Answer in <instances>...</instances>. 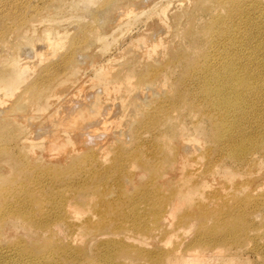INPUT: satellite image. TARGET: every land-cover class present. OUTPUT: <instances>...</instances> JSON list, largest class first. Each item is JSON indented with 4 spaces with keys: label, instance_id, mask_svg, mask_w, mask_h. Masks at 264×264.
I'll return each instance as SVG.
<instances>
[{
    "label": "rangeland",
    "instance_id": "374dc122",
    "mask_svg": "<svg viewBox=\"0 0 264 264\" xmlns=\"http://www.w3.org/2000/svg\"><path fill=\"white\" fill-rule=\"evenodd\" d=\"M226 27L252 60L254 105L228 117L250 165L211 149L224 111L198 92ZM0 217V264H264V0H0Z\"/></svg>",
    "mask_w": 264,
    "mask_h": 264
},
{
    "label": "bare ground",
    "instance_id": "6f19581e",
    "mask_svg": "<svg viewBox=\"0 0 264 264\" xmlns=\"http://www.w3.org/2000/svg\"><path fill=\"white\" fill-rule=\"evenodd\" d=\"M223 32H225L226 35L229 36L227 38L228 45L227 44L224 45V47H223V49L225 48L224 54L220 53V54H222L220 58L217 55L218 56L217 58H219L218 59L219 61H217L214 64L213 63L207 64L204 61V63L198 64V66H197L202 71V76H204L202 79L204 80V83H205V84H203V86H200V88L198 89V92L200 90L202 95L206 96V98H208V100L212 102L211 103L212 106L210 105L211 108H213V106H214V108L218 109V112L220 110L224 111V112H222V114L216 116L217 117L216 119H218L219 122L217 123L218 128L215 131V133L216 132L217 133L213 134L214 137H213V143H212L211 149H214V148L216 149L221 145L219 142L220 141L219 138L221 136L229 137L226 146L224 145L225 147H223V148L221 147V154H224L223 156H226V158H229L230 160H232L236 163H240V164L246 163V165H250V163L253 162L255 159V157H254V154H255L254 153V140L252 139V138H254V136L250 135L249 133L246 134L243 129L240 132H239V130H237L239 132V135L242 138L240 141H235V137H233V136H234L236 130H235V127H234V124L232 123V121L238 116L245 115L246 110L250 109V108L252 109V107L254 105L252 102V96H253V92H254V84H253L252 75H251V71H250V67L252 66V60H251L250 55H246V54L245 55L244 54L236 55L237 53L231 54L230 51H232V50L243 51L242 50L243 48L241 46V42L237 39V37L234 36L235 34L232 35V37H230L231 33H230L229 29H227V27L224 28ZM247 50H248V48H247ZM239 59H241L242 62H240L238 64ZM239 67H242V68L238 69ZM206 82H214L215 84L210 85ZM203 98H205V97H203ZM212 112H213V110H212ZM252 113H254V112H252ZM228 117H231L234 119L230 120ZM248 123H249V121H248ZM214 126H216V125H214ZM219 135H220V137H219ZM185 145H188V144H185ZM185 149H187V148H185ZM187 150H189V149H187ZM218 151H220V150L218 149ZM209 153H208V155H209ZM186 154H187V152H186ZM221 154H220V156H221ZM210 160H211L210 157H208L207 163H209ZM249 180H248V182H249ZM250 182H251V180H250ZM253 182H254V180L251 183H253ZM89 186L94 187V184L90 183ZM252 186L253 185H250V187H252ZM172 195H173V193H172ZM253 196H254V190H251L248 194H246V196L243 199L237 197L236 202L240 203L241 200H244L245 202L249 203L252 201ZM42 199L49 202V204L52 202V201H50L51 199H49L45 196H43ZM39 200L40 199H38V201ZM65 200L66 201H63L62 203L57 202L58 204H55V203L50 204L53 208V209L52 208L51 209L54 210L56 213L55 220H54L55 223H58V224L60 222L61 223H67V222H71L72 220H75L74 216H73L74 213L72 211V206L73 207L79 206L81 203L88 204V201L83 199V197L80 195H74L71 198H69L68 200L67 199H65ZM241 203H243V202H241ZM151 206H152L151 210L153 211L154 214L158 213L161 209H163V204L159 203V202L152 203ZM193 211L194 212H190V213L183 215L180 219V223H187L190 221H196V222L201 223L203 225L204 221L206 220L207 217L212 216L213 214H215L217 212L215 210H207V209L201 210L199 213L195 212V210H193ZM12 212H15V211H12ZM15 214H16V212H15ZM31 214H33V213H31ZM40 215L44 216V215H46V212L40 210ZM99 216L101 217L99 224L94 223L92 221V218L88 217V218L84 219L82 225L87 227V229L91 230V231L94 230L95 228L106 229L107 227H109V223H108L109 220L105 219L104 214L100 212ZM0 219H1V217H0ZM135 219H137V218H134V221H135ZM157 224H159V227H161V228L166 226L165 221L162 219H159ZM45 226L48 228L50 225L48 223L47 224L45 223ZM133 227L138 232H146V229L143 226L139 225L138 223H135L133 225ZM147 230H148V228H147ZM75 232H73V233H75ZM76 237H77V234H76ZM108 241L109 240H107L106 242H108ZM43 247H44L43 245L42 246H35V249L40 250ZM75 254L76 253H73L72 256L74 257ZM42 255H44V253ZM72 256H71V258H72ZM35 260H37V258ZM30 261L34 262L32 260H30ZM27 262H29V261H27ZM35 262H37V261H35ZM35 264H37V263H35Z\"/></svg>",
    "mask_w": 264,
    "mask_h": 264
}]
</instances>
